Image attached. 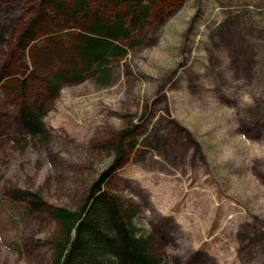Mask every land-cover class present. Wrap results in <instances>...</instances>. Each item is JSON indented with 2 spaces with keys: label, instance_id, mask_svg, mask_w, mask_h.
Instances as JSON below:
<instances>
[{
  "label": "rangeland",
  "instance_id": "1",
  "mask_svg": "<svg viewBox=\"0 0 264 264\" xmlns=\"http://www.w3.org/2000/svg\"><path fill=\"white\" fill-rule=\"evenodd\" d=\"M39 1L0 0V264H51L48 208H76L103 173L140 205L134 222L169 264H264V0H155L113 83L69 84L47 102L44 144L19 120L39 83L20 80L31 61L17 33L73 24Z\"/></svg>",
  "mask_w": 264,
  "mask_h": 264
},
{
  "label": "trees",
  "instance_id": "2",
  "mask_svg": "<svg viewBox=\"0 0 264 264\" xmlns=\"http://www.w3.org/2000/svg\"><path fill=\"white\" fill-rule=\"evenodd\" d=\"M153 2L39 1L43 13L62 17L73 28H36L38 20H35L17 33L21 54L31 61V66H26L28 77L20 80L28 81L30 88L36 81L39 83L34 98H31L33 92H28L22 96L19 106V120L30 140L44 144L50 139L45 109L47 102L56 99L63 87L90 78L102 86L113 83V63L143 43L138 37L150 19ZM48 41L52 42V48ZM42 43L48 56L45 61L35 60L34 46ZM109 178L110 175L103 173L93 181L74 209L48 208L49 216L59 227L52 241L51 264H169L156 236L134 222L140 205L109 191L106 188ZM10 194L20 202H29L35 210L43 207L39 195L33 192L14 189Z\"/></svg>",
  "mask_w": 264,
  "mask_h": 264
}]
</instances>
